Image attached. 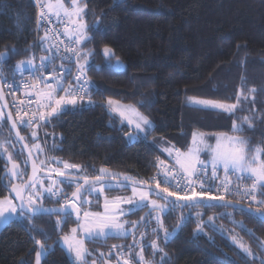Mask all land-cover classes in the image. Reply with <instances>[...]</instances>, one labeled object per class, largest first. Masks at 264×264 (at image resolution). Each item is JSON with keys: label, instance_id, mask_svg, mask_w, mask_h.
I'll use <instances>...</instances> for the list:
<instances>
[{"label": "trees", "instance_id": "16d2710c", "mask_svg": "<svg viewBox=\"0 0 264 264\" xmlns=\"http://www.w3.org/2000/svg\"><path fill=\"white\" fill-rule=\"evenodd\" d=\"M79 5L84 6L86 25L82 61L96 102L71 106L38 129L48 163L78 165L77 171L71 170L84 177H97L107 168L152 184L156 155L187 152L196 132L206 134L211 142L218 133L243 137L249 154L262 148L264 162V0H80ZM35 19L34 0H0V53L10 54L0 63L4 76L16 71L18 62L31 60ZM105 46L113 49V55L104 53ZM118 61L125 63L124 69L116 68ZM189 97L236 107L231 113L208 110L190 105ZM108 99L131 104L152 121L146 139L111 111ZM21 131L32 148L33 129L21 127ZM203 159L209 160L207 155ZM10 162L19 164L21 177L27 179L28 159L4 115L0 119V198L11 195L7 185L12 180L5 175ZM60 182L62 198L71 196L78 185ZM124 185L109 188L107 194H130V185ZM262 192L260 188L252 207L264 212ZM86 194L87 187L83 199ZM38 203L61 205L53 196ZM166 203L162 227L153 212L142 220L150 212L144 206L127 215L130 225L137 222L132 234L87 240V247L113 260L121 249L126 254L142 247L150 264H264V221L256 216L217 204L198 203L181 210L178 204ZM62 220V215L10 220L0 230V264H35L37 240L48 249L42 264H75L60 241L77 218L68 215L64 224ZM165 229L171 233L167 241ZM233 235L251 254L232 241ZM153 241L162 251L150 246Z\"/></svg>", "mask_w": 264, "mask_h": 264}, {"label": "snow or ice", "instance_id": "6c2138e0", "mask_svg": "<svg viewBox=\"0 0 264 264\" xmlns=\"http://www.w3.org/2000/svg\"><path fill=\"white\" fill-rule=\"evenodd\" d=\"M73 3H75V0H73ZM48 7L51 9L53 5L49 4ZM56 7L63 12L65 16H68L71 18L72 16H80L82 12L84 11L83 9L76 7L72 10H69L64 7L63 4H57ZM59 11L57 12V15H59ZM42 18V17H41ZM73 24L75 25L74 28V33L77 36H82V32H80L81 29H86V25L82 23H76L73 21ZM96 30H100L98 26H94ZM47 39V34L45 35V38ZM15 49H12V52H15ZM45 51H51V55L48 57H40L41 60V65L40 67H47L49 63H51V60L55 57V55L58 54V49L57 50H52V49H45ZM104 53L105 54H110L111 50L105 46L104 48ZM79 55V54H77ZM8 58V53H0V62L5 61ZM63 59V57H61ZM24 63V62H22ZM27 63H31L30 61ZM62 67V66H61ZM62 71L68 72V69H63ZM78 72L81 73V75H78L75 78V83L78 86L77 88L74 89H67L65 90L67 93V96H61L59 98L54 99L52 93L56 91V88H52V86L49 84L48 88L49 91L42 93L40 95V99L37 101L38 105L42 107H48L51 106L52 103L54 102V107H51V112L48 113L47 117L41 113L39 116V119L41 121H44L47 123V119L49 117L53 116H59L62 115L63 112L67 109L68 105H71L75 107L78 103V100L83 99L84 95H87V87L88 85L91 84V81H82L81 77L83 75V66H78ZM51 75V74H50ZM10 88L15 87V85H9ZM57 88L62 89L63 85L60 83V81H57ZM76 93H79L77 95ZM70 97V98H69ZM43 100L46 103L45 104H40V101ZM107 104L109 107H114L115 111H120L121 116H125L126 114L129 116L128 123L129 124H134L135 129L137 132V135L140 133L144 134V138L146 139L147 132L150 131L153 128L152 121L148 119V117L138 113L134 108L131 106H126L125 110L121 111V106L118 104V102L113 101L109 99L107 101ZM195 106H200L208 110H217V109H222L224 111H227L231 113L236 105H227L215 101H195L194 102ZM11 118L9 114V119ZM22 125H30L32 123L31 120L25 121L23 117L20 118L19 121ZM13 126H15V122L13 123ZM33 137H35V133H32ZM20 139H23L21 137ZM129 139H132L131 134H129ZM230 144L234 145L233 147H225V145L221 142L220 138H218V142L215 146L214 149L211 148V146H208L212 152V177L210 186L208 190L203 189L204 181H200V187L201 191L197 192L195 190V179L194 177H197L199 175L200 171H204L207 169L208 165L205 164L203 161L198 160V153L200 151L199 145H202L204 143V137L201 134L199 138L197 137V134H193V139H192V144L194 147L190 148L187 152H181L179 150H176V164L179 165L180 169V174L182 177L187 178V182L184 184L183 188H180V181H176V186L178 188L177 192H169L168 188L165 187L163 189H160V183L156 184V188L160 189L159 192H155L157 196L160 198L164 199L165 201H169V203L174 207L179 201H185L186 203L183 205L184 207H187L190 203H199L202 201H223L224 196H215L212 195V187L214 180L216 178V168L218 164H222L225 170V173L227 175L229 170H236L239 168L241 172H243L245 169L251 173L252 178H253V184L252 188L245 189L244 194L245 195H252L253 199H255V196L253 195L255 189L259 186L260 188L264 189V162H260L258 167H252L251 163L246 162V158L243 154V148L241 147L243 145V141L240 140L238 137H229L228 138ZM39 147V146H37ZM167 151V150H166ZM169 155H171V152H169ZM258 158H253V162L256 161ZM65 169H78V165H71L65 163L64 165ZM37 169L35 165H33V177H29V181L26 182L23 185H16L13 184L10 192L15 193V199H18L20 201L19 205L17 206L16 204L13 203V199H10L8 196H5L2 200H0V219H5L11 217L13 214H18L21 216L22 219H28L29 217H34L35 215H43V214H50L52 212H62L65 215L70 214L72 209H76V214L77 217L79 216V209L78 206L76 205L75 201L78 199H81L82 197V186L77 185L76 191L72 193V199H69L67 201L66 205H62L60 209H48L45 208L41 203H38V201L41 199V193L39 192H34L33 194H29L28 197L26 198L24 195V192L28 189L31 188L33 190L37 189V187H43L42 182H38L35 179V173ZM105 170L101 169V172H104ZM59 175L61 177L64 176V172H60ZM205 176L207 177V173L205 171ZM175 179V173L172 170H168L165 172L163 175V183L165 184H170L172 183V180ZM85 184L88 183V178L85 177ZM100 180L99 177H97V182ZM71 183V181H69ZM221 188L225 192H228L230 190L229 187V181L226 179L222 184L220 185ZM187 190L186 194L183 196L179 195L180 191ZM219 190V189H217ZM45 192L50 193L52 195H57L56 192H54L52 187H48L44 189ZM91 191H103V188L97 190V189H91ZM133 195L138 196V200H133V199H128L125 201L129 205V210L130 212L133 210H139L141 207L147 206L148 202V197H149V192L154 191V190H149V191H139L137 192V189L134 187L132 189ZM190 193V194H187ZM261 194H264L262 192ZM171 197H176V199H170ZM86 202V201H83ZM229 203V202H226ZM6 205V206H5ZM68 205H71V208L68 207ZM152 209L150 210L148 217L142 218V220L147 221L149 217L152 215V211L159 209L160 212H164L167 209V205H160L157 204L155 200L151 201ZM112 207L113 208H118V205L115 201L112 202ZM104 208L107 211L109 209V202L105 201ZM241 211L247 212L249 215H255L259 220L264 221V212H254L252 209L248 208L245 209L241 207ZM85 217H89L90 215L99 217L100 214H90V213H84ZM121 215H124L123 212H121ZM162 227V222L160 219V216L157 215L153 217ZM212 220L213 218H209ZM31 223V221H29ZM57 223H61V221H57ZM182 223H183V218H182ZM182 225H178L177 227H181ZM33 228H35V225H32ZM137 227L136 224L133 225V228ZM106 228H112L116 230H123L124 225L116 223L115 222V217H110L107 220L103 222H88L86 220V224L84 226V231L87 237L92 238L94 234V230H98L95 235L97 236H107V233L105 232ZM197 230L200 229V225H198ZM165 231V240L167 241L168 238L171 236V233H169L166 229ZM175 231V230H174ZM250 231V230H249ZM72 233H76L77 229L73 228L71 229ZM143 236V234H141ZM63 241L68 245V249L70 251H75L76 254V259L82 260L83 256L85 254V250L83 249L82 246V241H75L74 243L72 242L73 238H70L68 235H65L63 238ZM36 244L40 246V251L36 253V264H41V258L44 255V253L48 250L47 247L41 242V241H36ZM154 250L158 249V245L156 241H153L152 244L150 245ZM243 248V246H241ZM159 251H162V249H159ZM245 253H247V249H243ZM166 255V254H165ZM140 259L143 260V255L141 254ZM163 259V257H162ZM127 264V261L125 262Z\"/></svg>", "mask_w": 264, "mask_h": 264}, {"label": "built area", "instance_id": "2783aa9c", "mask_svg": "<svg viewBox=\"0 0 264 264\" xmlns=\"http://www.w3.org/2000/svg\"><path fill=\"white\" fill-rule=\"evenodd\" d=\"M79 1L80 0H75V3H73V0H71L69 4H65L64 0H34L36 5V19L34 50L33 56L30 60L31 63L28 67L16 70L9 76H5L2 81L10 110L19 127L39 129L45 123L39 119V116L43 113L47 117L48 113L51 112V107L55 106L54 102L51 106L42 107L38 105L37 101L40 99L42 93L49 91V84L52 88H56V91L52 93L54 99L61 96H67L65 90L78 87L75 83V78L78 75H81V73L78 72V66H83L82 81H91L86 72L85 63L82 61L84 55L82 43L85 40V31L83 29L80 30L83 38L74 33L75 25L73 24V21L75 20L76 23H82L85 25L83 18L81 15L75 16V18L74 16L69 18L56 7L57 4H63L65 8L72 10L76 8L75 5L77 3L79 4ZM49 4L53 5L51 9L48 7ZM58 11L60 13L59 15H57ZM46 34L47 39H44ZM45 49H58V54L55 55L47 67H40V57H48L51 55V51H45ZM61 57H63V59ZM62 68L68 69L69 71H62ZM57 81H60L63 85L62 89L57 88ZM13 84L15 87L10 88L9 85ZM86 87L88 94L83 96L82 101L78 100V103L96 102V100L90 95L91 84ZM76 94L79 95V93ZM45 103L46 102L43 100L40 101L41 105ZM70 107L71 105H68L67 109ZM21 117H23L25 121L31 120L32 123L27 126L22 125L19 122ZM50 118L52 117H49L47 120ZM132 129L136 132L134 128ZM139 136L144 138L142 134H139ZM198 160L203 161L208 167L206 170L200 171L197 177H194L196 181L194 187L197 192L202 190L200 187V181H204V190L209 189L211 182L210 178L213 173L212 162L203 159ZM155 164L156 171L150 179L152 184L156 185L157 183H160V186L167 187L173 192L178 191L176 181H180V188L184 187L187 178L182 177L180 174L179 165L176 164V156L165 157L164 155L157 154L155 157ZM168 170H172L175 173V179L172 180V183L165 184L163 183V175ZM205 171L207 177L205 176ZM226 179L229 181L230 187L228 192H225L223 188L220 187L222 182ZM252 184L253 178L251 173L244 171L241 172L239 170H229L226 175L224 167L218 164L211 194L215 196L223 195L224 199H231L246 206H253L258 202L260 187L258 186L253 193L255 199H253L252 195L244 194L245 189L250 190L252 188ZM54 192H56L57 195L52 196L55 199L60 200L64 205L67 204L69 199H72L71 196H65L62 198L60 193L57 191ZM186 192V189L180 191L179 195L183 196Z\"/></svg>", "mask_w": 264, "mask_h": 264}, {"label": "rangeland", "instance_id": "374dc122", "mask_svg": "<svg viewBox=\"0 0 264 264\" xmlns=\"http://www.w3.org/2000/svg\"><path fill=\"white\" fill-rule=\"evenodd\" d=\"M76 7H79L81 9H84L83 5H79L78 3L75 5ZM82 16V14H81ZM75 18V16H74ZM75 21V20H74ZM85 30V29H83ZM111 52L110 54H106L107 56H111L113 55V49L108 47ZM30 60H22L20 62L17 63V69H24L25 67H28L30 64L27 63ZM24 62V63H22ZM31 62V61H30ZM116 68L117 69H124L125 68V63H123L122 61H118L116 63ZM1 73V72H0ZM1 77L2 80L5 77L4 73H1ZM109 100V99H108ZM107 100V101H108ZM113 101L118 102V104L121 106V111L125 110L126 106H131L132 108H134L138 113L144 115L143 113H141L135 106L131 105V104H126V103H122L120 101H117L115 99H111ZM195 101H215V100H209V99H204V98H197V97H189L188 98V103L190 105H194ZM215 102H219V103H223V104H227V105H234V104H230V103H225V102H220V101H215ZM108 105V104H107ZM109 107V106H108ZM114 107H109L111 109L112 112H114L115 114H117L119 117L120 115V111H115ZM200 107V106H197ZM203 108V107H201ZM220 111H224L222 109H217ZM227 112V111H225ZM229 113V112H228ZM4 113L0 104V119L3 118ZM145 116V115H144ZM124 118L128 121L129 116L126 114L125 116H121V118ZM147 117V116H146ZM149 119V118H148ZM150 120V119H149ZM153 124V123H152ZM134 125V124H132ZM135 126V125H134ZM35 133V137L34 139L36 140L33 145H32V149L34 151V154L39 162V164L44 167L45 169H49V170H55V171H60V172H65V173H70V174H74L72 172V170L70 169H65V167L62 165L61 167L58 164H53V163H48V153L46 151V145L43 144V141L41 139H39V134H38V128H34L33 132ZM196 134H203L204 136H207L204 133H198L196 132ZM33 136V135H32ZM198 137V135H197ZM208 137V136H207ZM229 137H238L240 140H242L244 143L241 146L243 148V154L246 158V162L247 163H251L252 167H258L260 162H263L262 159V148L261 147H257L256 151L254 152V154H249V152L247 151V145H246V140L243 137H239L237 135H230L227 133H218L215 134L213 137L212 142L211 141H204V143L202 145H199L200 151H204V149L206 148L207 151L209 152V156L212 157V152L210 150V148H208V146H211L212 149L215 148L217 142H218V138H220L221 142L225 145V147H233L234 145L230 144L228 138ZM213 145V146H212ZM39 146V147H37ZM192 147H194V145L192 144ZM191 147V148H192ZM199 151V153H201ZM174 155H176V151H174ZM258 158L256 159L255 162H253V158ZM220 165V164H219ZM222 165V164H221ZM103 170H105L104 172H101L100 170V175L101 177H109V178H126L127 176L123 173H120L118 171H114V170H110L107 168H102ZM236 170L241 171L239 168H237ZM244 172H248L246 169L244 170ZM250 173V172H248ZM128 178V177H127ZM38 182H42L43 187H37V189L35 190H30L29 194H33L34 192H39L41 193V199H44L45 197H50L52 198V194L47 193L44 191L45 188L48 187H52L54 191H57L58 193L61 187H60V180L57 178H43V177H39ZM122 186H125L124 184H120V183H110V182H100L97 184H91L87 187V194L84 196L83 201L86 202H82V204L79 207V216L76 217L77 218V223L75 226L71 227V229L76 228L77 232L76 233H72L71 229L70 232L67 234L70 238L72 239V242L74 243L75 241H82V246L83 249L85 250V254L83 256L82 260H77L76 259V254L75 251H71L73 260L75 262V264H125V262L127 261V264H150L146 258H145V254H144V250L142 247L137 248L136 250H128L127 253L125 254L124 250H120L119 253V257H116L115 260L111 259L108 255L104 254L103 252H99L97 254L93 253L92 251L89 250V248L86 245V241L87 240H92L95 238H106L109 235H117V236H127L132 234L135 231V228H133V225L136 224L137 222H134L133 225H130V221L127 219V215H129L130 213H132L133 211L130 212L129 210V205L127 203H125V201H127L128 199H133V200H138L139 197L138 196H134L133 195V191L132 189L135 187L137 189V192L139 191H149L150 189L148 188H144V187H139V186H133L130 185V189L131 192L130 194L127 195H117V196H110L107 194V190L109 188H120ZM103 188V191H91V189H101ZM165 188V187H164ZM169 192H173L171 189H169ZM109 202V209L106 211L104 208V204L105 201ZM155 200L157 202V204L160 205H167L165 200H160L154 191H150L149 192V197H148V202H147V206L149 208V211L152 209V205H151V201ZM115 201L118 205V208H113L112 207V202ZM97 202V204L95 203ZM100 205V209H95L92 208L93 206H99ZM90 213V214H96L99 213L100 216L96 217L93 215H90L89 217H85L84 213ZM121 212L124 213V215H121ZM153 217L159 215L161 218V215L163 212H160L159 209L153 210ZM110 217H115V222L124 225V229L123 230H116V229H112V228H106L105 232L107 233V236H97L95 235V233L98 230H94V234L92 238H89L86 236L85 231H84V226L86 224V220L88 222H103L105 220H107ZM212 221V220H210ZM232 241L235 242L238 246H243L242 249H247V253L251 254V251L249 250V248L239 239L236 237V235L232 236ZM159 250V247L158 249ZM40 251V249H39ZM141 254L143 255V260L140 259Z\"/></svg>", "mask_w": 264, "mask_h": 264}, {"label": "water", "instance_id": "95a60500", "mask_svg": "<svg viewBox=\"0 0 264 264\" xmlns=\"http://www.w3.org/2000/svg\"><path fill=\"white\" fill-rule=\"evenodd\" d=\"M4 53H8V58L9 59V52H4ZM6 59V60H7ZM5 60V61H6ZM4 62V61H3ZM1 63V62H0ZM0 104L3 110V113L9 123L10 129L13 132V135L15 136L16 141L20 144L22 150L24 151L27 159H28V163H29V174L28 177L26 179V181L24 183H21V171L22 168L19 164H13L12 162H10L8 169L5 172V175H9L10 179L12 180V184L11 185H7L9 192L10 189L12 187L13 184L16 185H23L26 182L29 181V177H33V165H35L37 171L35 173V179L37 180L39 177H50V178H57L59 180H69V181H73V182H77L80 183V185L82 186V197L81 199H78L75 201L76 205L78 206V209L80 207V205L83 202V194H84V190L86 187H88L91 184H95V183H100V182H110V183H120V184H127V185H133V186H139V187H144V188H148L151 190H154L156 192H159L160 189L156 188V185L150 184V183H143L134 179H130V178H109V177H101V176H97L100 178V180L97 182V177H87L88 178V183L85 184V180H84V176H79L76 174H70V173H65L64 172V176L61 177L59 175L60 172L54 171V170H49V169H45L44 167H42L38 160L36 159L33 150L31 148V146L29 145V143L27 142V140L25 139L21 128L18 126V124L15 121V118L13 116V113L10 110V106H9V102L7 99V96L5 94L4 88H3V84H2V79L0 77ZM9 114L11 116V118L9 119ZM15 122V126H13V123ZM21 137H23V139H20ZM75 171H77L78 169L73 168ZM71 170V169H70ZM31 188H28L25 192L24 195L27 198L28 192ZM33 190V189H32ZM76 191V189L74 190V192ZM10 194L15 197V193L10 192ZM72 197V195H71ZM170 199H176V197H171ZM229 202V203H226ZM16 203L17 205H19L20 201L18 199H16ZM186 202L185 201H179L177 204L180 207V209L182 210L184 208V204ZM199 203H208V204H217V205H221V206H226V207H232V208H237V209H241V207L245 208V209H252L254 212L258 211V212H262L259 211L251 206H246L242 203L233 201V200H223V201H202ZM193 204H198V203H190L189 205H193ZM61 205H54V206H44L45 208L48 209H60ZM172 206V205H171ZM69 208H71V205H68ZM176 207V205L174 206ZM39 215V214H37ZM43 215H62L63 216V220H62V224H64L65 220L67 219L68 215H74L77 217L76 214V209H72L70 214L65 215L62 212L56 211V212H52L50 214H43ZM255 216V215H254ZM60 246L65 250L66 254L68 255L70 260H73L71 251L68 249V245L63 241V239L60 241Z\"/></svg>", "mask_w": 264, "mask_h": 264}, {"label": "crops", "instance_id": "0c3cea01", "mask_svg": "<svg viewBox=\"0 0 264 264\" xmlns=\"http://www.w3.org/2000/svg\"><path fill=\"white\" fill-rule=\"evenodd\" d=\"M26 68V67H25ZM120 118H121V116H120ZM124 122H126L129 126H131L132 128H134L135 129V126L134 125H132V124H129L128 123V121L126 120V119H124L123 117L121 118ZM136 130V129H135ZM141 134H143V133H141ZM196 134V133H195ZM198 135V138H199V136H200V134H197ZM203 135V134H202ZM203 137H204V141H211L210 140V138L209 137H207V136H204L203 135ZM208 142H207V144H208ZM213 146V145H212ZM209 148V147H208ZM174 151H176V150H174ZM174 151L172 152V156H176V155H174ZM179 151H181V150H179ZM182 152V151H181ZM201 153H198V159H203V157H205L206 155L208 156V161H210V162H212V157L211 156H209V152L207 151V149L205 148L204 149V151H200ZM204 160V159H203ZM221 165V164H220ZM221 166H223V165H221ZM8 197L10 198V199H13V203L14 204H16L17 205V203H16V199L12 196V195H8ZM4 198V197H3ZM3 198H0V200H2ZM6 206V205H5ZM18 206V205H17ZM21 216L20 215H18V214H13L11 217H9V218H5V219H0V230L10 221V220H12V219H15V218H20ZM46 253V252H45ZM44 253V254H45ZM43 257H44V255L42 256V258H41V264H42V259H43ZM35 264H36V261H35Z\"/></svg>", "mask_w": 264, "mask_h": 264}, {"label": "flooded vegetation", "instance_id": "af4514ba", "mask_svg": "<svg viewBox=\"0 0 264 264\" xmlns=\"http://www.w3.org/2000/svg\"><path fill=\"white\" fill-rule=\"evenodd\" d=\"M75 174V173H74ZM23 175V174H22ZM22 179H21V183H24L25 181H26V179L25 180H23L24 178H23V176L21 177ZM39 179V178H38ZM38 181V180H37ZM79 185H80V183H78ZM29 193V192H28ZM27 197H28V195H27Z\"/></svg>", "mask_w": 264, "mask_h": 264}]
</instances>
